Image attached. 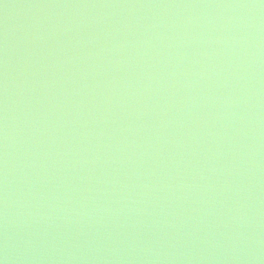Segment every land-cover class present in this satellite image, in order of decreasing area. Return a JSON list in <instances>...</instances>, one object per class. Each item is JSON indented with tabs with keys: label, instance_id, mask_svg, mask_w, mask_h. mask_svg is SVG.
Masks as SVG:
<instances>
[{
	"label": "water",
	"instance_id": "1",
	"mask_svg": "<svg viewBox=\"0 0 264 264\" xmlns=\"http://www.w3.org/2000/svg\"><path fill=\"white\" fill-rule=\"evenodd\" d=\"M5 257L264 264L261 0H0Z\"/></svg>",
	"mask_w": 264,
	"mask_h": 264
},
{
	"label": "clouds",
	"instance_id": "2",
	"mask_svg": "<svg viewBox=\"0 0 264 264\" xmlns=\"http://www.w3.org/2000/svg\"><path fill=\"white\" fill-rule=\"evenodd\" d=\"M262 4H264V0H261ZM207 42V41H205ZM219 42V41H217ZM207 55H212V53H207ZM4 103H3V112H4V126H3V135L2 139L4 141L5 150H7V142H8V128H7V121H8V74H7V66L5 65V73H4ZM5 173H7V162H5ZM5 258H0V264H5Z\"/></svg>",
	"mask_w": 264,
	"mask_h": 264
}]
</instances>
